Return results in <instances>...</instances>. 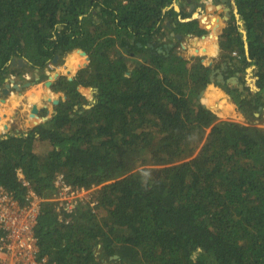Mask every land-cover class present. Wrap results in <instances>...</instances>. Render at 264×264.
<instances>
[{"label":"trees","instance_id":"1","mask_svg":"<svg viewBox=\"0 0 264 264\" xmlns=\"http://www.w3.org/2000/svg\"><path fill=\"white\" fill-rule=\"evenodd\" d=\"M174 1L0 0V87L10 73L40 81L56 55L62 63L71 53L75 74L86 60L77 49L89 56L79 80L54 79L62 95L46 119L0 135V184L16 195L18 166L46 197L59 172L95 187V210L83 204L69 223L44 202L36 234L56 264H264V126L253 123L264 104V0H235L251 60L234 18L220 34L232 74L257 67L255 100L223 84L249 123L219 120L203 102L219 64L182 53L184 38L203 27L181 20L187 0L179 11ZM208 9L203 53L222 30L221 11ZM14 57L28 64L11 65ZM78 86L94 87L92 96Z\"/></svg>","mask_w":264,"mask_h":264},{"label":"crops","instance_id":"2","mask_svg":"<svg viewBox=\"0 0 264 264\" xmlns=\"http://www.w3.org/2000/svg\"><path fill=\"white\" fill-rule=\"evenodd\" d=\"M175 1H177L179 8L181 9V6H180L181 0H175ZM203 1L204 0H201L200 2H203ZM192 3L194 4V7H195L196 4L194 2ZM192 3H190L188 0L186 3L185 2L183 3V6H186V9L188 12L192 11V7H191ZM187 4H188V7H187ZM208 31H210V29ZM239 31L240 33H242L243 30L239 29ZM220 34H218V37L214 43L216 44V47L213 44L214 47H213L212 52L210 51H207L206 53L200 52L201 53L200 55L204 57L203 61L209 65L219 64V66L215 67L214 69H219L220 72L224 74L225 78H229L231 76H237L239 80L238 84L243 85L244 88L241 86L240 87L245 90L243 97L247 96L248 100L250 99L255 100L258 95L257 93L260 91V87L257 84V80H258V76L256 75L257 67L253 68L251 71H249V69L247 68L245 73H243L240 70H237V71L235 70V72L232 74L231 71L235 68L234 63L230 59L223 60L221 58L222 48L220 46ZM183 43H184V46L182 47L183 49H185L184 51H186V54L192 55L193 52H196L197 50L199 51L200 48L205 47L206 43H211V42L209 41L207 37H204L203 34H201L198 36L187 35L184 38ZM233 51H237V50H233ZM233 51L232 53H230V56L234 55L233 61H237L238 55L233 54ZM69 56L66 58L68 59L67 61H69L70 59ZM247 57H249L248 54H247ZM55 68L56 69H53V71H51L50 69H45V72L43 73L42 78L38 82H35L34 80H32L35 77V73L31 71H26L20 76H15V81L16 83L20 85V87L13 88L11 92L7 95H4V94L1 95L5 100L0 101V120H1L0 135L15 134V133L19 134L23 131H27L29 128L34 126L35 118L31 117V110H32L33 104H36L38 106L39 108L38 114L40 118L44 117L43 116L44 113H46V116L48 117L53 112L54 102L52 100L50 101L46 99V97L52 96V99L58 98L62 95V93L60 92L54 93L52 89L51 90L47 89L45 83L49 79L50 71L54 73L55 71L59 69L57 67ZM27 73L31 76L30 78H26ZM44 74L47 75V78L43 79ZM250 74H254L253 75L254 77L252 79L253 84H250L247 78V76ZM12 76H14V74L10 73L9 76H7L6 78H11ZM245 79H246V82L244 81ZM5 82L6 80L0 87V90L4 86ZM28 82H32V83L28 84ZM217 83L219 82L215 80V81H212L207 86V88L205 89L203 98H202L203 102L207 106L211 107L217 113L219 120H231V121L234 120V121L241 122V123H247V120L245 121L243 120L244 116L247 117L245 111L239 107L238 103L234 99L231 98L227 87L224 86L223 84L220 86ZM231 84L233 83H230V87L237 86L235 85V83L234 85H231ZM247 87H249V89H245ZM46 91L48 92L46 93ZM262 96L263 98L261 100L263 101L264 93H262ZM87 97H91V96H87ZM255 114L257 117H259L255 120L256 123L257 122L264 123V104L259 106V112H256Z\"/></svg>","mask_w":264,"mask_h":264},{"label":"built area","instance_id":"3","mask_svg":"<svg viewBox=\"0 0 264 264\" xmlns=\"http://www.w3.org/2000/svg\"><path fill=\"white\" fill-rule=\"evenodd\" d=\"M235 55L239 57L237 52ZM49 68L54 69L52 62ZM26 77L30 76L26 74ZM16 174L24 189L23 195L18 196L0 184V264H56L48 255L40 254L36 234L44 202L53 203L58 222L69 223L83 204L89 203L95 210V187L73 185L59 172L54 179L53 193L46 197L34 188L22 167L16 168Z\"/></svg>","mask_w":264,"mask_h":264},{"label":"water","instance_id":"4","mask_svg":"<svg viewBox=\"0 0 264 264\" xmlns=\"http://www.w3.org/2000/svg\"><path fill=\"white\" fill-rule=\"evenodd\" d=\"M188 1H189L190 3H192V0H188ZM217 3H218V2H217ZM217 3H216V4H217ZM173 5H174V7H175L176 9H178V10L180 9L178 3H175V4H173ZM191 7H192V9L194 8V4H193V3H192V5H191ZM225 9H226V16H225L224 18H225V19H228L229 16L231 15L230 12H229L230 7L227 6ZM235 13H236V16H237V17H239L240 19H242L241 14L239 13V10H238V6H237V4H236ZM205 17H206L205 14L200 15L198 12H194L193 16H192L191 18H187V19L189 20V19H194V18H200V20H201V22H202V23H201L202 26L208 31V28H206L205 25H204ZM242 21H243L242 24H243V26L245 27V25H244V19H242ZM167 25L170 26V22H169L168 20H167ZM209 33H210V32H209ZM242 34H243L242 36H243V39H244L245 49H246V52H247V54H248V56H249V41H248V34H247V29H246V27H245L244 30L242 31ZM203 36L206 37V34L204 33ZM178 37L180 38L181 36L179 35ZM217 37H218V35H217ZM170 45H172V44H170ZM182 46H184V43H182ZM77 51H80L81 54H83V55L86 56V62H84V66H86L87 61H88V59H89V56L87 55V53H86L85 50L77 49ZM197 51H198V50H197ZM58 57H59L58 55L55 56V58H54V63H56V62L58 61ZM248 59L251 60L250 56L248 57ZM10 64L13 65V66H19V67H22V66L28 64V60L25 59L24 57H14V58H12ZM210 65H211V64H210ZM66 72H67V74H71L69 70H67ZM59 75H60V72H58V71H55L53 74H50V75H49V79H48V80L46 81V83H45L47 89L51 90V85H52L54 79H56ZM83 76H86V74H83ZM68 77H69V78H73L74 76H73V75H69ZM75 78H76L77 80H79V79L81 78V76H80L79 74H77V75H75ZM5 80H6L5 84H4V86H3V87L1 88V90H0V101H4V100H5V99L1 96L2 94L7 95V94H9V93L11 92V90H12L13 88H19V87H20V85H19L18 83H16L15 78H14L13 76H12L11 78H5ZM211 80H212V81L217 80L218 82H220V83H222V84H225V83H226V84H228V85H230V83H233V84H231V85H234V83H235V85H237L238 88H239L240 86L243 87V85L238 84V83H239V82H238L239 80H238V77H237V76H231V77H229V78H225L224 74H223L222 72H220L219 69H214V70L211 72ZM31 83H32V82H28V84H31ZM241 87H240V88H241ZM243 88H244V87H243ZM243 88H241L240 90H241V91H244ZM204 92H205V90H203V91L201 92V94H200L201 97L204 95ZM49 94H50V92H49ZM46 99H48V100H50V101L52 100L54 103H57V102L59 101L58 98H53V99H52V96H48V97H46ZM38 112H39V108H38V106H37L36 104H33V106H32V110H31V117H32V118H33V117L35 118V120H34L35 125H37L38 123H40V121H41L42 119L44 120V119L47 118V116H44V117L40 118ZM115 256H117V255H115Z\"/></svg>","mask_w":264,"mask_h":264},{"label":"rangeland","instance_id":"5","mask_svg":"<svg viewBox=\"0 0 264 264\" xmlns=\"http://www.w3.org/2000/svg\"><path fill=\"white\" fill-rule=\"evenodd\" d=\"M217 1H219V0H217ZM175 3H177V1H174V3L173 4H175ZM230 3H231V6L229 5L228 7H232V10H233V13H231V11L229 10V12H230V16H229V18L228 19H225L224 17L226 16V13L225 14H223L222 15V30L218 33V34H220V33H222L224 30H227V29H229L230 28V21L235 17V20L237 21V24L239 25V29H241V30H244V26H243V21H242V19H240L239 17H237L236 16V13H235V9H236V1L235 0H230ZM209 11V9H205L204 8V12L205 13H207ZM222 14V12H220V15ZM234 16V17H233ZM232 18V19H231ZM208 33V32H207ZM185 50V49H184ZM182 51V53L183 54H185L186 56H192V55H200L201 53H200V51H196V52H193V54L192 55H189V54H186V51ZM70 55V54H69ZM68 55V56H69ZM67 56V57H68ZM202 56V55H201ZM70 57V56H69ZM68 59H64V61L62 62V63H53L54 64V68L55 67H57V68H59L57 71H59V72H61V74H65V75H67V76H69V75H73V76H75L77 73H80V71H81V69L83 68V67H85L84 66V64H80V65H78V67L76 68V70H75V74H67V72H66V66L69 64V61H67ZM84 62H86V60L84 61ZM87 65V64H86ZM256 67V65H254V64H251V65H248L247 67H246V69L248 68L249 69V71H251L253 68H255ZM49 68V64H48V67L46 68V69H48ZM56 69V68H55ZM26 72V71H25ZM245 72H246V70H245ZM244 72V73H245ZM253 72V71H252ZM28 74V73H27ZM50 74H53L52 72H50ZM29 75V74H28ZM254 74H250V75H248L247 76V78H248V81H249V83L250 84H253V82H252V79H253V76ZM14 76H16V75H14ZM30 76V75H29ZM31 77V76H30ZM29 77V78H30ZM44 78H47V75L46 74H44V77H43V79ZM218 85H222L220 82L219 83H217ZM80 85V84H79ZM79 87V89H80V91L84 94V95H86V96H92V94H93V89H94V87H90V89L88 90V91H83V88L82 87H80V86H78ZM236 87V86H235ZM52 89V88H51ZM53 91V90H52ZM54 92V91H53ZM55 93V92H54ZM59 98V97H58ZM244 121L245 120H247V123H249V121L250 120H248V117H246V116H244V119H243ZM234 121V120H233ZM253 123H255V124H259L260 126L262 125V126H264V123H262V122H257L256 123V121H254ZM33 124V123H32ZM35 124V123H34ZM209 130V129H208ZM42 148V146H39L37 149H40V150H42L41 148ZM37 151H39V150H37ZM48 220H50V217H47V221Z\"/></svg>","mask_w":264,"mask_h":264},{"label":"flooded vegetation","instance_id":"6","mask_svg":"<svg viewBox=\"0 0 264 264\" xmlns=\"http://www.w3.org/2000/svg\"><path fill=\"white\" fill-rule=\"evenodd\" d=\"M201 0H192V2H194L196 5H195V7L192 9V11L190 12V16L189 17H184V18H182L181 17V15H180V19L181 20H184V21H186V20H188L187 18H191L192 16H193V14H194V12H198L200 15H202V14H205V12H204V8L205 9H208V7L209 6H211V7H215V8H217V5L220 3L221 5H222V7L221 8H217V10H219V11H221L222 12V14L220 15V17H221V19H222V15L223 14H225L226 13V7L227 6H231V3H230V0H219V1H217V0H204L203 2H200ZM182 2V1H181ZM181 2H180V4H181ZM218 2V3H217ZM184 3V2H183ZM217 3V4H216ZM187 7H188V4H187ZM230 11H231V13H233V10H232V7L229 9ZM234 17V16H233ZM199 19V22H200V25L202 26V22H201V20H200V18H198ZM232 19V18H231ZM189 20H191V19H189ZM166 23H167V21H166ZM234 23H236L237 24V21L235 20V17H234ZM203 27V26H202ZM237 29H238V31H239V25L237 24ZM209 30V29H208ZM207 32L209 33L210 31H207L204 27H203V32H202V34H204V33H206L207 34ZM175 34V32L174 31H171L170 32V34H167V36L168 35H174ZM188 35H191V34H188ZM192 36V35H191ZM214 37L213 38V40H215L216 39V34H215V32H212V34H210V36L209 37ZM184 42V41H183ZM182 42V43H183ZM170 44H172V42H169V45ZM168 45V44H167ZM166 45V48L168 47ZM161 49V48H160ZM168 49V48H167ZM235 52H237L238 54H239V52L238 51H233V54H235ZM233 56L234 55H231V57L233 58ZM239 57H240V54H239ZM61 74V73H60ZM245 82H246V79L244 80ZM236 87H238V86H236ZM240 89V88H239ZM245 91V90H244ZM244 94V93H243ZM242 97H243V95H242Z\"/></svg>","mask_w":264,"mask_h":264},{"label":"bare ground","instance_id":"7","mask_svg":"<svg viewBox=\"0 0 264 264\" xmlns=\"http://www.w3.org/2000/svg\"><path fill=\"white\" fill-rule=\"evenodd\" d=\"M222 7V5L219 3L218 5H217V8H221ZM206 37H207V35H206ZM190 39V38H189ZM66 71L67 70H70V67L68 66V67H66V69H65ZM42 88V87H41ZM48 91H46V93H47ZM34 93V92H33ZM39 96V95H38ZM34 100H36V99H34Z\"/></svg>","mask_w":264,"mask_h":264},{"label":"clouds","instance_id":"8","mask_svg":"<svg viewBox=\"0 0 264 264\" xmlns=\"http://www.w3.org/2000/svg\"><path fill=\"white\" fill-rule=\"evenodd\" d=\"M54 64H55V63H54ZM48 69H50V68H48ZM54 69H55V68H54ZM50 70H51V69H50ZM51 71H53V69H52ZM51 71H50V72H51ZM13 77L15 78V76H13ZM26 78H27V77H26ZM58 99H59V98H58Z\"/></svg>","mask_w":264,"mask_h":264}]
</instances>
